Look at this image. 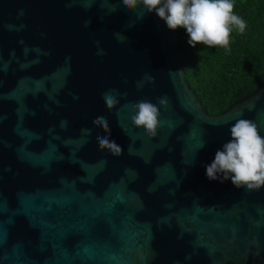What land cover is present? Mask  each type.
I'll return each mask as SVG.
<instances>
[{"label": "water", "instance_id": "water-1", "mask_svg": "<svg viewBox=\"0 0 264 264\" xmlns=\"http://www.w3.org/2000/svg\"><path fill=\"white\" fill-rule=\"evenodd\" d=\"M88 2L0 0V264H264V187L209 180L205 168L237 119L264 136V79L209 114L177 29L120 0ZM165 95L149 138L126 105ZM97 116L122 155L99 149Z\"/></svg>", "mask_w": 264, "mask_h": 264}, {"label": "clouds", "instance_id": "clouds-1", "mask_svg": "<svg viewBox=\"0 0 264 264\" xmlns=\"http://www.w3.org/2000/svg\"><path fill=\"white\" fill-rule=\"evenodd\" d=\"M95 3L89 0L86 5ZM125 9L134 11L140 9L137 18L143 19L146 13H155L165 21L170 30L183 28L186 30L192 47L202 44L208 48H222L230 52V36L234 30L243 33L245 21L234 14V0H120ZM107 4V3H104ZM109 11H116L115 7ZM87 23V22H86ZM118 40L125 39L119 33ZM102 54V53H101ZM144 80L155 83V78L146 75ZM143 81L137 82L142 87ZM120 93L110 89L102 93L103 100L109 110L120 104L117 98ZM169 98L165 95L158 98V105L144 99L126 105L130 108L129 119L134 128H143L149 138L158 135V129L163 127L160 120L161 108L169 107ZM93 124L102 129L106 135H97L96 140L100 150H107L113 156L123 154V148L110 139L111 128L103 116L93 119ZM125 132L128 128L121 125ZM231 139L215 152L214 160L205 165L209 180H220L221 183L231 180L237 189L249 192L259 191L264 187V136L260 134L259 125L252 119H237L229 129ZM85 136L91 135V129H82ZM87 142V141H85ZM204 147L203 141L200 145ZM131 147L129 152L131 153Z\"/></svg>", "mask_w": 264, "mask_h": 264}, {"label": "trees", "instance_id": "trees-1", "mask_svg": "<svg viewBox=\"0 0 264 264\" xmlns=\"http://www.w3.org/2000/svg\"><path fill=\"white\" fill-rule=\"evenodd\" d=\"M234 14L246 28L230 36V52L189 45L178 28V57L187 82L209 114H216L250 92L264 79V0H234Z\"/></svg>", "mask_w": 264, "mask_h": 264}]
</instances>
